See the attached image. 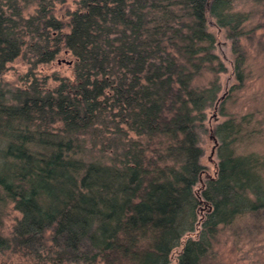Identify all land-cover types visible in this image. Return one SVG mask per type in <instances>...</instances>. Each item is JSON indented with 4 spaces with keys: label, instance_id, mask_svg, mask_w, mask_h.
Here are the masks:
<instances>
[{
    "label": "trees",
    "instance_id": "trees-1",
    "mask_svg": "<svg viewBox=\"0 0 264 264\" xmlns=\"http://www.w3.org/2000/svg\"><path fill=\"white\" fill-rule=\"evenodd\" d=\"M62 1L0 0V75L23 47L36 61L64 47L75 76H54V86L0 78V227L7 206L21 214L13 233L0 231V251L41 248L50 264H167L204 215L177 264H215L209 255L240 215L264 219V156L236 152L234 117L216 128L217 176L202 199L193 189L207 171L199 134L224 70L208 19L231 40L237 67L251 13L235 0H78L63 21L51 12ZM107 127L109 152L98 148Z\"/></svg>",
    "mask_w": 264,
    "mask_h": 264
},
{
    "label": "rangeland",
    "instance_id": "rangeland-1",
    "mask_svg": "<svg viewBox=\"0 0 264 264\" xmlns=\"http://www.w3.org/2000/svg\"><path fill=\"white\" fill-rule=\"evenodd\" d=\"M234 3L237 9L251 13L245 22V33L239 38L241 48L246 54L245 59L237 67V53L231 40L225 36L224 30L215 23L213 18L208 19V27L217 37L214 51L220 56L224 70H220L217 74L219 88L216 90L212 104L205 108L204 126L199 134L198 145L201 149L199 163L206 166L207 171L193 185L198 196L205 184V179L215 178L221 168L223 159L219 154L221 138L216 129L219 124L234 117V128L238 126L241 128L239 140L235 143L236 152L245 154L249 151L264 156V54L257 55L256 49L259 39L262 42L261 48L264 47V26H261L264 16L261 15V3L257 0H235ZM34 7V4L27 5L24 14L33 12ZM76 8H78V0H64L54 2L51 12L55 17L65 21L68 18V12ZM250 35L254 38H249ZM36 59L35 54L23 47L21 52L7 63V68L0 78L22 86L27 85L32 78L44 79L49 86L57 84L58 80L54 79V76L66 77L74 81V56L64 47H61L49 61H36ZM243 65L247 76L240 81L237 78V71L243 69ZM249 69L251 73L248 72ZM104 130L106 136L103 135L98 148L103 146L105 152H109L107 145L104 146L103 143H108L106 139L111 136L110 128L107 127ZM20 217V212L12 205L7 206L2 217L1 233L6 236L13 233V226ZM204 218V215H197L192 228L180 235L170 252L167 264L178 263V256L186 242L197 239L201 233ZM49 232L50 230L46 234L49 235ZM39 250L41 251L39 255L35 251L24 252L21 249L0 251V264H50L42 258L46 255L44 250L41 248ZM211 254L209 258L213 256L215 264H264V219L255 218L249 212L240 215L227 232L220 236V241L215 244ZM207 261L209 262L208 259Z\"/></svg>",
    "mask_w": 264,
    "mask_h": 264
}]
</instances>
